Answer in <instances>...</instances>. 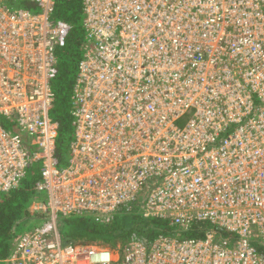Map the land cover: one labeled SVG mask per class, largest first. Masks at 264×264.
Wrapping results in <instances>:
<instances>
[{"label": "built area", "instance_id": "1", "mask_svg": "<svg viewBox=\"0 0 264 264\" xmlns=\"http://www.w3.org/2000/svg\"><path fill=\"white\" fill-rule=\"evenodd\" d=\"M29 1L39 11L0 0V200L38 163L45 217L7 264H264V0H82L64 166L52 81L72 26L56 0ZM137 203L211 227L122 252L63 240L60 217L110 223Z\"/></svg>", "mask_w": 264, "mask_h": 264}, {"label": "trees", "instance_id": "2", "mask_svg": "<svg viewBox=\"0 0 264 264\" xmlns=\"http://www.w3.org/2000/svg\"><path fill=\"white\" fill-rule=\"evenodd\" d=\"M6 2L11 7L39 11L38 6L29 0ZM54 17L65 20L72 26L65 44L58 49V73L52 81L55 92L52 116L59 123L57 157L59 165L64 166L68 163L70 146L74 139V86L86 43L83 1L56 0ZM9 125L14 128L13 124ZM29 169L30 173L21 184L0 200V264H7L6 260L19 236L33 228L26 229L24 223L38 224L45 217L39 210L31 209L36 201L43 199V194L37 190L40 179L39 164L35 163ZM59 226L66 242L96 244L114 250H117L118 244L123 245L122 248L119 247L120 250L124 249L133 240L152 242L161 234L178 238H202L211 227L209 223L201 221H193L189 226L182 227L167 217L146 216L140 203L122 208L110 223H104L93 215H74L60 217ZM217 236L223 243L233 240L224 230H218ZM257 243L264 252V244L260 239Z\"/></svg>", "mask_w": 264, "mask_h": 264}, {"label": "rangeland", "instance_id": "3", "mask_svg": "<svg viewBox=\"0 0 264 264\" xmlns=\"http://www.w3.org/2000/svg\"><path fill=\"white\" fill-rule=\"evenodd\" d=\"M29 173H30V169H28V174H29ZM37 202H38V201H36L35 203H37ZM35 203L33 204L32 208H31V209L34 210V211L37 210V209H36L37 205H36ZM38 224H39V223H38ZM38 224H37V223H32V222H26V223H24V226H25L26 229H27V228H32V227H34L35 225H38ZM127 244H129V243H127ZM117 246H118V247L116 248V249L118 250L117 252H120L121 250L119 249V247L122 248L123 245H122V244H118ZM125 246H126V245H125ZM125 246H124V247H125ZM121 252H122V251H121Z\"/></svg>", "mask_w": 264, "mask_h": 264}]
</instances>
